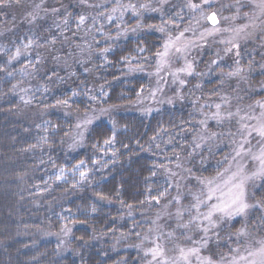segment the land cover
<instances>
[{
  "label": "trees",
  "instance_id": "16d2710c",
  "mask_svg": "<svg viewBox=\"0 0 264 264\" xmlns=\"http://www.w3.org/2000/svg\"><path fill=\"white\" fill-rule=\"evenodd\" d=\"M151 4L137 38L122 42L104 25L113 0L31 10L0 1V264H160L156 232L225 165L221 146L201 139L212 125L204 90L222 75L205 66L204 46L183 86L161 89L167 101L146 99L170 24L156 23ZM262 185L251 205L264 203Z\"/></svg>",
  "mask_w": 264,
  "mask_h": 264
},
{
  "label": "rangeland",
  "instance_id": "374dc122",
  "mask_svg": "<svg viewBox=\"0 0 264 264\" xmlns=\"http://www.w3.org/2000/svg\"><path fill=\"white\" fill-rule=\"evenodd\" d=\"M0 1L31 10L57 7L64 0ZM113 1L115 10L104 25L116 27L114 36L122 42L137 38L145 12L152 11L155 4L150 5V0ZM156 1L160 3L156 23L166 19L170 24L156 62L157 85L146 99L158 95L157 103L167 101L161 89L165 87L168 93L173 86H183L196 71L204 46L211 54L205 66L213 61L222 67V75L204 90L203 101L213 106L205 114L212 125L201 139L208 150L221 146L219 156L225 165L215 173V163L213 173L196 182L197 189L185 206L188 213L180 212L174 216L173 226L156 232L154 257L160 264H264V221L254 223L262 215L264 219V203L248 202L251 196L255 199V190L264 179V0ZM211 14L218 19L216 26L207 21ZM88 20L83 17L78 23H95ZM118 51L122 53L121 48ZM132 51L140 54L143 49L134 47ZM249 66L252 74L246 73ZM165 74L169 79L162 81ZM251 78L257 92L253 99L243 101L249 95L246 82ZM260 190L259 198L264 199V185ZM254 209L261 211L249 218L248 212ZM229 251L230 256L225 257Z\"/></svg>",
  "mask_w": 264,
  "mask_h": 264
},
{
  "label": "water",
  "instance_id": "95a60500",
  "mask_svg": "<svg viewBox=\"0 0 264 264\" xmlns=\"http://www.w3.org/2000/svg\"><path fill=\"white\" fill-rule=\"evenodd\" d=\"M212 17L215 18V22H213ZM207 21H208V23H209L211 26H216V25L218 24V19L216 18L215 14H211V15H209V17L207 18Z\"/></svg>",
  "mask_w": 264,
  "mask_h": 264
},
{
  "label": "snow or ice",
  "instance_id": "6c2138e0",
  "mask_svg": "<svg viewBox=\"0 0 264 264\" xmlns=\"http://www.w3.org/2000/svg\"><path fill=\"white\" fill-rule=\"evenodd\" d=\"M212 19H213V22H215V18H214V17H212ZM262 134H264V133H262Z\"/></svg>",
  "mask_w": 264,
  "mask_h": 264
}]
</instances>
